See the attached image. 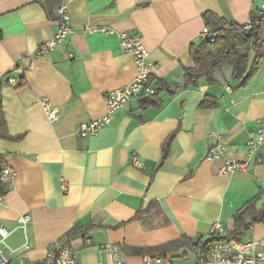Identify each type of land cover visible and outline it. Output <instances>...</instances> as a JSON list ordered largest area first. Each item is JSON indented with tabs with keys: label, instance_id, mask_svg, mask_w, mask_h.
<instances>
[{
	"label": "crops",
	"instance_id": "crops-1",
	"mask_svg": "<svg viewBox=\"0 0 264 264\" xmlns=\"http://www.w3.org/2000/svg\"><path fill=\"white\" fill-rule=\"evenodd\" d=\"M264 0H0V78L13 76L0 98V169L15 172L3 186L0 224L10 233L12 261L43 264L49 248L68 236L78 264L111 263L118 246L125 264H146L136 249L184 241L161 264H201L199 249L218 222L230 234L234 217L264 209V145L248 172L223 175L225 160L245 161L258 121L264 122V60L245 87L230 67L188 86L192 46L204 42V16L244 27ZM66 7L73 34L46 56L41 46L58 31ZM109 27L137 34L149 51L152 98L134 100L97 137L79 125L101 119L108 93L137 76L134 58L115 36L85 34ZM264 43V27L261 29ZM58 111L51 123L42 101ZM224 136L226 158L207 159L209 136ZM173 137L168 158L163 146ZM137 156L142 167L132 165ZM22 216H29L25 227ZM264 237L255 224L243 242ZM28 245V249L25 248ZM259 250V249H258ZM149 256V255H147ZM158 264V263H153Z\"/></svg>",
	"mask_w": 264,
	"mask_h": 264
},
{
	"label": "built area",
	"instance_id": "built-area-1",
	"mask_svg": "<svg viewBox=\"0 0 264 264\" xmlns=\"http://www.w3.org/2000/svg\"><path fill=\"white\" fill-rule=\"evenodd\" d=\"M60 20L57 33L38 51V56H46L55 48L63 45L68 37L73 34L70 14L66 7L59 10ZM256 27H264V4L259 14L252 17L243 27L245 31H250ZM85 34L92 36L94 34H105L115 36L125 53L131 54L135 61L137 76L127 86L108 93L105 97L106 113L96 121L79 125L77 134L81 138L97 137L100 131L112 124L115 115L126 105L134 100L142 98H152L157 94L156 87L151 82V65L149 62V51L145 47L142 38L137 34L119 32L109 27H92L85 29ZM210 36L208 28L202 33V39ZM211 41H214L211 39ZM6 85L18 86V81L13 76L0 78V98L2 90ZM42 105L47 119L54 123L59 118L58 111L47 100L42 101ZM212 140L207 159L209 162H216L225 159L228 147L225 138L219 134H211ZM264 145V122L258 121L257 127L251 133L247 144V154L245 161L225 160L224 166L220 170L223 175H229L235 172H248L252 161L261 162L260 150ZM132 165L142 167L143 164L137 156H133ZM15 172L9 168L0 169V210L4 204L5 193L2 189L14 177ZM29 216H22L20 223L25 227L29 222ZM10 233L0 224V264H33L26 260L12 261L8 256L9 250L8 238ZM225 231L218 222H215L210 230L208 238L225 237ZM28 249V245H25ZM111 252L110 264H125L121 258V250L118 246H107ZM259 249V250H258ZM201 264H264V237L251 242L214 241L209 243L204 249L199 250ZM146 264L163 263V258L156 256L144 257ZM43 264H78L77 252L71 244L68 236H64L54 243L48 250L47 257ZM98 264H104L99 262Z\"/></svg>",
	"mask_w": 264,
	"mask_h": 264
},
{
	"label": "trees",
	"instance_id": "trees-1",
	"mask_svg": "<svg viewBox=\"0 0 264 264\" xmlns=\"http://www.w3.org/2000/svg\"><path fill=\"white\" fill-rule=\"evenodd\" d=\"M210 36L199 46L190 50L194 68L184 71L186 84L196 87L205 80L210 86L217 84L215 75L230 67L233 79L239 83V88H245L257 75L260 64L264 60V43L261 38V27L245 31L243 27L230 25L225 20L212 14L204 16ZM213 39L214 41H211ZM2 104L0 101V125H4ZM173 137L163 146L162 163L168 158ZM235 228L225 237L208 238L205 242L194 245L196 249H204L214 241H243V236L257 223H264V209L260 212L245 211L234 217ZM187 245L180 241L155 249H136L137 255L164 257L167 253L178 251Z\"/></svg>",
	"mask_w": 264,
	"mask_h": 264
}]
</instances>
